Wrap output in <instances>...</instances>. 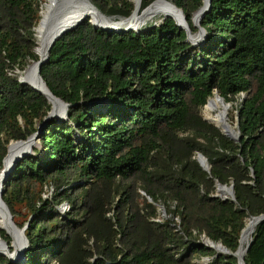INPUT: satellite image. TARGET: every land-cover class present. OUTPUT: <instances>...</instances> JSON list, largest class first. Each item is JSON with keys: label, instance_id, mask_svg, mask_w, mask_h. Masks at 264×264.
Masks as SVG:
<instances>
[{"label": "trees", "instance_id": "trees-1", "mask_svg": "<svg viewBox=\"0 0 264 264\" xmlns=\"http://www.w3.org/2000/svg\"><path fill=\"white\" fill-rule=\"evenodd\" d=\"M45 1L0 0V169L8 145L37 133L51 108L16 73L38 61ZM89 1L115 21L134 9L131 0ZM154 1L141 0L140 12ZM167 1L195 35L202 0ZM88 21L64 34L41 67L69 107L3 186L13 222L27 226L28 249L24 260L0 264H238L201 238L234 253L247 221L264 214V0H211L198 46L171 18L119 33ZM214 93L226 103L243 95L239 141L200 116ZM216 182L233 185L234 202L212 198ZM243 258L264 264V221Z\"/></svg>", "mask_w": 264, "mask_h": 264}, {"label": "water", "instance_id": "water-1", "mask_svg": "<svg viewBox=\"0 0 264 264\" xmlns=\"http://www.w3.org/2000/svg\"><path fill=\"white\" fill-rule=\"evenodd\" d=\"M47 1V0H46ZM69 0H63V4L66 5L68 3ZM89 3L90 1L87 0ZM157 1H163L166 3H170L167 0H155L152 4H150L147 8H145L142 12L148 10L155 2ZM138 3H141V0H138ZM91 4V3H90ZM171 4V3H170ZM210 4H211V0H207L206 4L204 5L203 0H202V6L200 7V9L195 12V14L193 15L192 18V22H193V26L195 28L198 29V32L195 35H191L190 34V30L188 28V25L186 23L185 20V16L183 15L182 10L176 8L173 4H171L176 10H178L181 14L182 20L184 21V27H180L178 25V23L172 19L171 17H165V18H171L172 20H174L175 25L180 29L185 31L186 33V42L190 43L192 46H198L201 43L204 42L205 40V31L200 27V22L204 16V14L208 13L210 10ZM44 5V4H43ZM92 5V4H91ZM93 6V5H92ZM93 8H95L93 6ZM96 10V9H95ZM97 11V10H96ZM98 12V11H97ZM136 12V1L134 0V9L131 13V15L128 18L125 19H120V20H128L130 19ZM41 15V13H40ZM59 13H55L52 16H50L49 18V29L43 39L41 48L43 51V54H41L40 56H38V61L34 62L36 64V71H35V75H36V82L34 85L32 84H27L23 81H21V79L19 78V82L22 85H28L29 87H31L34 91L38 92L39 94L43 95L44 98L47 100V102L50 104L51 108L50 111L47 114V117L43 120L42 124L39 125L38 127V132L33 134L32 136H30L28 139H26L25 141H18V142H11L8 147H7V153L6 156L3 158L2 160V168L0 169V210L2 212H4L5 216L8 217V222L9 225H11L13 228H15L18 233L22 236V240H23V245L22 248L20 249V251H16L15 249L8 255L6 254H1V257H4L6 259L9 260V262H18L21 259H25V252L28 249V242L25 238L24 235V231L26 229L27 226H25L24 228L20 229L18 228L15 223L13 222V218L8 210L7 205L4 203L2 196L4 193V189L3 186L4 184L7 182L8 176L10 175V173L13 171L15 165L23 158H25L26 156H28V154L25 153H21L16 155L15 157H13L12 159H9V155H10V149L12 144H16V143H32V145L35 144L36 141L39 140L40 137V132L42 131V129L47 125L48 121L55 118L58 121H64L66 120V111L69 107L68 104L64 103L63 101H61L60 99L56 98L47 88L45 82L42 80L41 76H40V70L43 64H45L48 61L49 58V54H50V50L51 48L54 46V44L67 32L74 30L75 28H77L79 25H81L83 22L87 21V16L83 15L80 18H78L77 20H72V21H67V22H63L59 19ZM103 18L105 19H109L105 16H103L102 14H100ZM197 18V23H195V19ZM164 19V18H163ZM42 19L39 20L38 25L39 26L41 24ZM93 27L98 28L102 31H106L108 33H119V32H129V31H134L137 32V29H133V28H125V29H118V30H108L102 27H99L98 25L88 21ZM37 45V44H36ZM35 53H36V48H35ZM29 67V66H28ZM27 67V68H28ZM45 85L48 91V94L50 97H48L42 90H41V85ZM213 96H217L219 99L223 100V98H221L217 93H214ZM210 99V98H209ZM209 99L207 100V103L209 102ZM53 101L54 104L52 105L50 102ZM226 105H230V103H226ZM59 107L61 109V111L58 112V110L56 109ZM204 121H206L207 123L213 125L212 123H210L209 121L203 119ZM236 132H235V136L231 135L230 133L227 132H222L217 126L213 125L215 128H217L221 134H223L224 136L229 137L230 139L234 140V141H239L240 139V134H239V128H238V119L236 122ZM225 128H228V126L225 125ZM196 160L198 162V164L200 165V167L202 168V170H204L205 172H207L208 174L210 173V166L207 163V160L204 156H202L201 154H197L196 155ZM216 186V190H215V194L212 196V198H220L221 200H231L232 202L235 201V196H234V189H233V185H229V186H225V185H221L218 182L215 183ZM220 190H225L224 192L227 194L226 197L219 195V191ZM148 202H152L150 198H148ZM159 210L162 211L163 216L165 215V211L163 209L162 206H158ZM252 221L255 222V226H257L258 224H260L261 222L264 221V214L256 216V217H252L251 218ZM245 229V227H244ZM244 229L241 231L240 234V238H239V246L237 248V250L234 253H231L228 249H226L221 243H214L211 240H209L208 238H206L205 236H202V244L204 246H206L208 249H212L214 250L216 253H221V254H226V255H231V256H235L237 258L238 264H245L244 262V258H242V260L239 257V251L241 248V236L242 233L244 231ZM251 243V239L249 241V243L246 245L245 249H244V255L248 249V247L250 246ZM207 262L209 261V259H206Z\"/></svg>", "mask_w": 264, "mask_h": 264}, {"label": "bare ground", "instance_id": "bare-ground-1", "mask_svg": "<svg viewBox=\"0 0 264 264\" xmlns=\"http://www.w3.org/2000/svg\"><path fill=\"white\" fill-rule=\"evenodd\" d=\"M135 1V14L128 20L115 21L112 19L103 18L100 13L97 12L87 0H69L66 5L63 4V0H47L46 2H44L45 4L43 5V9L41 11V24L35 28V37L37 44L36 54L38 56L43 54L41 45L50 26L49 18L55 13L60 14L59 19L63 22L72 20L75 21L81 16L86 15L87 19L90 22L108 30H118L125 28H133L138 30L144 27L148 22H152L156 18L161 19L165 17H171L178 23L180 27H184V21L182 20L180 12L171 5V2L170 4L163 1H157L148 10L140 12L141 3H138V0ZM206 2L207 0H203L204 5L206 4ZM195 23H197V18L195 19ZM35 71L36 64L32 63L24 72L20 73L21 81L27 84L34 85L37 81ZM41 90L48 97H50L45 85H41ZM50 103L52 105L54 104L53 101H51ZM230 107L231 104L226 105V102H224V100L219 99L217 96L211 97L209 99L208 104H206L205 106L208 114H212V116L209 118V122L217 126L222 132H227L235 136L236 130L235 128H233V125L228 122L227 117V113ZM56 109L58 110V112L61 111V109L59 107L57 108V106ZM225 125L228 126V128H225ZM34 147L35 145H32V143H14L12 144L10 149L9 159H12L13 157L21 153L32 155ZM224 191L220 190L219 195L226 197L227 194ZM7 220L8 217L5 216L4 212L0 210V231H3L5 235L10 238V243H8L0 236V255H8L14 249L16 251H20L23 245L22 236L18 233L15 228L9 225V222ZM255 227V222L250 219L247 222L246 227L242 233L241 248L239 251V257L241 260L244 257V249L249 243Z\"/></svg>", "mask_w": 264, "mask_h": 264}, {"label": "rangeland", "instance_id": "rangeland-1", "mask_svg": "<svg viewBox=\"0 0 264 264\" xmlns=\"http://www.w3.org/2000/svg\"><path fill=\"white\" fill-rule=\"evenodd\" d=\"M132 1V3L134 4V1L133 0H131ZM46 2V1H45ZM43 4H45V3H43ZM43 4H42V6H41V11H42V9H43ZM41 11H40V13H41ZM40 17H41V15H40ZM41 19V18H40ZM162 19L163 18H161V19H159V18H156V19H154L152 22H148L147 23V25L149 24H153V25H159L161 22H162ZM39 22V21H38ZM156 23V24H155ZM38 25V24H37ZM37 27V26H36ZM35 27V28H36ZM35 39H36V37H35ZM37 46V45H36ZM27 69V68H26ZM24 72V71H23ZM17 73V75L19 76V78H20V73L21 72H16ZM212 97H214V96H212ZM242 97H243V95H240L239 97H238V99H237V101L235 102V103H230L231 104V107H230V109H229V111H228V113H227V117H228V122L231 124V125H233V128H235V130H236V122H237V112H236V108H237V104H238V102H240V99H242ZM206 106V105H205ZM205 106L203 107V108H201V110L199 111V114H200V116L203 118V119H205V120H208L209 121V118L212 116V114H208V112L206 111V108H205ZM35 147L34 148H39V144H38V141H36L35 142ZM159 209V208H158ZM58 210H59V212L60 213H64L66 210H67V205L66 204H63V205H61L59 208H58ZM159 214H160V217L162 216L163 217V214H162V211L160 210V212H159ZM249 221V220H248ZM247 221V222H248ZM247 224V223H246ZM245 227H246V225H245ZM3 232V231H2ZM3 239H5V241L6 242H8V243H10V238L8 237V236H6L5 235V233L3 232ZM19 262V261H18ZM18 262H15V263H18ZM198 263H201V264H206L207 263V260L206 259H202V260H200Z\"/></svg>", "mask_w": 264, "mask_h": 264}]
</instances>
